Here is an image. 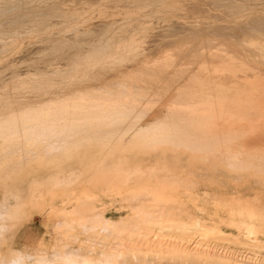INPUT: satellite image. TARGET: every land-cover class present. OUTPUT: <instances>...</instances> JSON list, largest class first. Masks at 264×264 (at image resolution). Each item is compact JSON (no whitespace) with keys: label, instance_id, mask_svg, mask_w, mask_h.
<instances>
[{"label":"bare ground","instance_id":"1","mask_svg":"<svg viewBox=\"0 0 264 264\" xmlns=\"http://www.w3.org/2000/svg\"><path fill=\"white\" fill-rule=\"evenodd\" d=\"M25 1H24V4H25ZM135 1L137 3V0H135ZM8 2L11 3V5H12L13 4L12 2H15V1L14 0H1L0 5L3 3H8ZM59 2H64V1H59ZM14 4H13V6H14ZM17 4H15V5H17ZM24 4L22 6H24ZM5 6H7V5H5ZM5 6H2L1 9ZM8 6H10V5H8ZM5 10L6 9H4V11ZM13 10H16V8ZM4 11L2 9V10H0V13L4 12ZM76 11L70 12V14H73V15L79 14V11H78V13ZM243 11H245V10H243ZM8 12H10V10ZM81 13H82V11H81ZM1 14H3V13H1ZM15 14H14L15 17H17V18L18 17L21 18L23 16L22 14H20V12H17ZM11 17H12V15H11ZM7 19H8V16H7ZM0 20H1V18H0ZM33 22H34V20H33ZM48 22H50V21H48ZM4 23H5V20H4L3 24ZM6 23H7V21H6ZM12 23H10V24H12ZM38 23H39V21H38ZM96 23H97V21H95V27L94 28H96V26L98 24V23L97 24ZM3 24H1L0 32H3V31L8 32L11 30V29L6 28L7 24L4 25L6 27H2ZM100 24H99V29H97L98 28V26H97L96 29L93 28V29L88 30V28H87V30H85V31L84 30L81 31L82 29L77 30L78 37H76V40L90 41V42L96 41V39L105 30L104 29L105 23L102 22ZM8 25H9V22H8ZM90 27L92 28V25ZM256 27L257 26H255V29L252 27L254 29V33L256 30L260 31L258 29L259 25H258V28H256ZM221 28H223V27H221ZM85 29H86V27H85ZM13 31H12V33L17 34L16 31H14V32ZM248 31H250V30H247V32ZM257 32L255 34L254 33L251 34V31H250V34L244 33L246 35L245 37L239 38L240 36L242 37V35H239L237 39H235V40L233 39L232 41L230 40L231 38L230 39L226 38L228 40V42L231 41L232 45L234 44L236 47V51H235V49H233V51L235 53L232 52L231 53L232 55L229 54L231 59L229 57H227L228 59L231 60V61L230 60L229 61L231 62V67H232L231 73L229 72L230 69L228 71L230 74H228L226 72L228 74L226 77L229 78L230 81L225 78L226 80H228V81H226L221 77V76L226 75V74L224 75L225 72L224 73L222 72V74H219V75H221L220 78L218 75L219 79L222 78V81L219 82L221 84H219L217 82V85H215V86H212L214 84H211V82H213V81H209V82L207 81V80H210L208 78L210 77V74L212 72L208 74V72L205 71V70H207V69H205V67H208L209 66L208 63H210V62L205 60L207 62L208 66H205L206 64L204 65L205 66L204 71L207 72L206 76L209 75V77L207 79L205 76L206 82H208L207 84H206L205 80L201 79V77H202V76H200L201 73L200 74L198 73V75L200 76L199 78L201 80H203L205 83H199V81H200L199 80L198 81L199 84H196V83L194 84L195 81L197 82L196 79H198V75H193L192 73H190L191 69H186L187 68L186 66L188 65V63L189 64H191V63L195 64L196 62H198V63L200 62L201 59L199 61H197V59L200 57L199 56L200 50H202L201 52H203L204 55L207 54L208 50L211 53V50L209 49L210 46L208 44V43H210V42H208V40H210V39L207 40L206 37L203 35L204 39H206V40H204V39L200 40L199 38L201 36L199 37L197 35L199 38H197L195 36L197 39L196 40L192 39V41H190L191 39L188 41H185L189 37H187V39L184 38L185 40H183L182 39L183 37H182V38H177L175 40H172L170 42H166L165 44H167V45H165L166 48H164V49H167V47H169L170 45H175V46L176 45H182V48L180 49L181 52L180 51L177 52L174 49L176 52L173 50L174 53H171V52H169V49H168L167 53H165V52L163 53V57H166V58L164 59V58L160 57L162 59H158V62H157V59L154 57L156 55L155 53L159 49L156 50V52L154 50L155 53L153 51L146 52L141 57H139L138 60H134L137 58L138 55L135 56L136 58H133V61H134L133 64H130L129 66L126 65L124 68H122L121 65H120L121 66L120 68L118 66H117V68L115 66L114 67L109 66L107 68L102 67L101 69L98 70V72L92 71V73H88V75H90V77L95 78L94 80H92L93 83L95 82L93 86H91L93 83L91 82L92 83L91 84L89 80H87L89 82L86 81L85 83H82L80 85H75V87H73V88L71 87V86H73V84H72L70 86V89L68 88L69 85L67 86L65 84L64 89H66L65 87H67L68 89H66V91L63 89V92H62L60 90L62 88L61 87L62 85L59 83V85H61V86H59V87H61V88H59L60 92L55 93L53 90H51L52 94L53 93H55V94L51 95V93H49L50 98H46L43 100H35L34 98H32V96L24 97L23 100H19L18 98H20V97H18V98L14 97L15 100L10 98L11 101H9V100L5 101L6 99L4 100L1 98L2 100H4V102L0 103V264H13V262H15V264H28L27 262L26 263L23 262L24 260L27 261V259H26L27 256H23L22 253L17 251L18 250L17 249V239H18L19 228L21 227L23 222H26L30 219L31 211L29 213V211H28L29 209L27 210L26 206H30L32 209L33 207L31 205H33V206L39 205L40 208H42V210H43L42 211L44 214L43 217L47 218V221L50 222L51 227H50V225H48V226L50 227L51 232H53V234H52L53 238H51V241H52L51 245H53L52 249H51V252L53 255L52 258L54 257V255L57 256L58 257L57 258L58 264H163L164 263L163 261L165 260V259H163L164 251L167 252L169 250V248H177L180 252H184V253H191L192 251H194L196 249L195 248L196 247V244H195L196 241L194 242L192 239H190V240H185V239L180 240L179 239L180 241H183V244H182V242L179 241L180 244H178L179 243L178 242V243L173 244L172 246L166 245V247H165L162 244V233L165 230H169L171 228V225H164L163 224L164 221H172L175 224L174 228L176 230H178L182 233H187L189 235H191V234L193 235V233L197 229H199L200 231L201 230H210V231L218 233L219 226H217V225L223 223L224 225L226 224L228 226H231V227H233L234 230H236L237 234L234 232V234H231L229 236V239L231 241L237 242V240L241 239L242 237H249L250 238V236L254 237L253 239L255 241L258 240L259 238H261L262 243H259V245L257 246L260 249L259 246L264 245V210L262 211L259 208L260 205H256V203H259V202H256L255 199H258V198L253 199L252 197H250V200L252 198L251 201L245 200L243 202L242 197H240V195L238 193V191L241 190V186H239V185L238 186L240 187V189L238 191H236L235 196H228L225 199L226 204L223 202L221 203L219 201L221 204H224V205L220 204L221 207L216 206V208L217 207L218 208L228 207L229 209L226 208V210L228 209L230 211L229 214H228V211H226L227 213H226L225 217L216 215V216H214V218L210 219L212 224L207 225V224L203 223L202 220L196 218V216H194V214H193L194 212L191 213V211H193V209L192 210L190 209L191 211L186 210V208L189 207V205H187L188 203H191L193 205H197V201L195 199H192V198L189 200H187L188 199L187 198L186 199L187 201H183L184 199L181 200L179 198L181 196L176 197L175 195H172V192L171 193L169 192L171 189L170 190L168 189L169 191L167 190L168 193L164 192L165 191L164 188H163L164 191L163 190L162 191H160V190L159 191H152L150 188H147V189L144 188L146 185L145 184V185H143V189L144 190L150 189L153 192V193L151 192L152 195L154 196L152 198L153 200H151V201L147 200L149 202V204L147 203L148 205H142L141 206L140 204H138V206L137 205L132 206L131 202L139 203V201H140V203L142 202L141 204H144V203L146 204V199H145V202L141 201L139 199H136L137 198V195H136V198L134 196L135 199L131 198L132 200H128L127 197H125L124 195L127 193H128V195H130L129 193H131V192L123 193V191H118V189H117V191H114L113 193L111 192L112 194H109L110 191L107 192L108 190H106L107 193L103 195V193L101 191H103L104 188H103V190L100 189V194H99V192H95L93 189L89 188L90 186H88V188L92 190V191H90L89 189L85 188L87 185L85 186L82 183V182L86 181L87 177H85V180H82V177H81L82 176L81 174H83L82 173L83 171H81V170H84L83 167L85 168V163L90 161L89 157L91 156V158L93 159V157H96V156L99 157L101 155V154L96 155V154H98V150L96 151L95 148L97 149L98 146L101 145L100 144L101 139L103 138L102 135L105 132L103 133V131H102L103 134H100L99 130H101L103 127H113V128L106 131V134L104 135V137H105L104 139H109V140L111 139L112 140L115 137L114 134H118L119 136L118 135L116 136L118 143L123 141L124 144L129 143V145H133L134 143L137 144L138 141H142V140H146L147 141V142L145 141L146 144L149 143L148 141L152 140V139L148 140V138H150V135H152V133L154 134L155 129L161 130L162 129L161 126H166L165 128H167V129L169 127H171V129H174V130L176 127L178 128L179 126L180 127L182 126L181 130L184 131V129H183L184 126H186V127L188 126V128H189L191 125H192L191 126L192 128H196V129H193V132H194V130H197V128H198V130L201 129V131H203V133L205 131L208 132V134H207L208 137H207V136H204L206 133H204V135H203V133L199 130L200 134L202 133L201 134L203 136L202 137L200 134H198L199 133L198 130H197V133H194V134L191 133V130H192L191 128L189 129L190 131L189 130L187 131L190 134H192V136L189 137L190 141L192 140V137L194 138L196 136V134H197L198 138H199V136H201L198 139V141H195L197 139L196 138L197 136L195 137L196 139L192 140V141L193 142H200L199 144L195 143V146H194L195 150L193 149L194 150L193 152H194V155L200 156V158L202 157L201 158L202 160L199 158L198 159L201 160L200 163H202L203 167H206L208 165L209 171L210 170L215 171L217 174H220V173H222L220 170H222V171H226V172L230 173V176H231V173H234V174L235 173L236 174L243 173L245 175H246V173L247 174L250 173L251 175H253V174L257 175L258 174V175L264 176V146H263L264 143H261V141L264 140V137H262L264 135H261V134L258 135L257 134L256 137L252 136V134H254V133L256 135V132H257L256 130L259 127L261 128L262 126H264V122H262V123L260 122V124L256 123L255 125L254 124L251 125L252 120L257 119L260 116L264 117V94L261 93V92H264V87H263L264 83L260 82L261 79H260V76H258V72H257L256 75L259 77V79H260L259 82L262 83L263 86H260L261 84L256 86L255 85L256 82L254 84V81L257 80V79H255L256 75H254V76L252 75V74H255L254 71L256 69V66L262 68L259 65L260 64L264 65V33H262V32L257 33ZM263 32H264V30H263ZM216 35H217V37H219V39L222 37V36L221 37L218 36V35H220L219 33ZM221 35H223V34H221ZM212 36H214V35H212ZM195 37H192V38H195ZM232 38H234V37H232ZM198 39H199V41H198ZM222 39H223V37H222ZM219 41L217 40L218 43H219ZM45 42H46L47 46H45V47L40 46V47H37L34 49H28V48L26 49L25 48V50H23V49L21 50V48H24V45L18 44L16 46V48H18V50L16 51V52H18V56L20 55L19 53L22 51V54L18 58L24 57L26 55L28 57L30 55V57H31L35 53L44 52V49L50 50L52 52V53L50 51L47 52L49 57L44 58L42 60V61H44V62H42L43 63L42 65L41 64H39V65L33 64V65H30V67L27 69L24 67L26 70H29L30 72L32 71L34 73H36V72L40 73L43 71L49 72L51 70L49 68L50 67L49 65L51 63H53L52 61H50L51 54H52L53 58L56 59L55 61L57 62L58 60L60 61L61 59L65 58L67 53H69L67 51V49H70V48L72 49L73 47L75 49V47H77V46H75V44L72 43L70 45L67 44V45H69V47H67V48H59V47H57L58 45L56 46L54 43L50 44L51 41L48 40V38L45 39ZM174 42H177V43H174ZM231 42H230V44H231ZM213 43H216V42H213ZM218 43H217V45H219L221 42L219 44ZM223 44H225V43H223ZM223 44H221V45H223ZM226 44L224 46H229ZM29 46L30 45H28V47ZM224 46L220 47L221 49L218 48L219 51H216V52H218V53H216L217 57H220L223 60H225V58L228 54V53L226 54L225 50L228 49L227 51L229 52V48L225 49ZM63 47H65V46H63ZM217 47H215V48L217 49ZM235 47L232 46L230 48H235ZM222 48H224L225 50L224 49L222 50ZM160 50L158 52H160ZM163 50L161 52H163ZM170 51H172V50H170ZM209 51H208V54H209L208 57H211V55H215V54L210 55ZM200 55H202V53ZM157 56H158V53H157ZM173 57H175V58H173ZM227 58H226V60H227ZM206 59H208V58H206ZM160 60H162V61H160ZM245 60L253 61V62L259 64V65H257V64L255 65L252 62L254 65L253 66L252 63L250 65V62H249V65H250L249 67H251V66L255 67V69L253 71L251 69H249L253 73L249 72L248 69H245L247 67V63H248V61H247L246 67H245V64H244ZM205 61H203V62L206 63ZM229 61H228V63H229ZM162 62H163V64H162ZM220 62H222V61H220ZM212 63H213V61H212ZM218 63L219 62L215 63V65ZM184 64H186V66H185L186 68L184 67L185 69L183 67H181ZM137 65H138V68H140V69H138V71H135V69H134V71L130 70V67H134V66L137 67ZM159 65H160V67H159ZM202 65L203 64H201L200 66H202ZM211 65L212 64H210V66ZM226 65H224L223 68H226L228 66V65L227 66ZM194 66L196 67V65H194ZM198 66L199 65H197V67ZM214 67H216V69ZM258 67H257V69H258ZM4 68H6V66H4V65L0 66L1 71H4L5 70ZM103 68H106V69H103ZM219 68H217V65L212 67V69L214 71H216L217 69L220 70V71H218L220 73L221 70L223 71V68H222V66L220 69ZM2 69H4V70H2ZM84 69L85 68H83L82 70H84ZM197 69H198L197 71L201 70L200 68H197ZM227 69L226 70L224 69V71H227ZM79 70H81V68ZM202 70H201V72H202ZM259 70H261V69H259ZM262 70L263 71H260V72H264V68ZM131 71H133V72H131ZM8 72L9 73L19 72V69L15 68V69H12ZM194 72H196V70L193 71V73ZM247 72L251 73V75L253 76L252 77V76L248 75L249 78L252 77L251 80L253 78L255 79V80H252L253 83L251 80H250V82H246V81H243L246 79H243V78H242L243 80L241 79L242 76H244V78H247V76L245 77V75L248 74ZM2 74L3 73L0 72V76H3ZM133 74H135V77ZM242 74H245V75H242ZM4 75H5V73H4ZM196 76H197V78L194 79V77H196ZM236 77H238V79H236ZM158 78H160L161 80L163 79L164 84L167 85V87H163L165 89V91L163 93H160V94H157V92H158L157 90H159L158 88H159V86H161V83H160L161 81ZM213 78H215V77L213 76L212 79ZM261 78L264 79V76ZM216 79H217V77H216ZM218 80H216V81H218ZM216 81L214 80V82H216ZM259 82H258V84H259ZM56 88L57 87H55V89ZM84 89H90L91 91L90 92L86 91L85 93H82L81 90L85 91ZM75 91H79L82 94L81 93L76 94V93H74ZM155 91H157V92L155 93ZM5 92H6V90H4L3 92L0 91V94H3ZM226 93L228 94L229 100H227L228 98L226 99V97H227V96H225V95H227ZM223 96H225V100H223ZM226 113H228V119L230 118V122H231L230 132L231 133H230V137L226 136V134H225L224 136L228 137V139L224 140L226 138H223L224 136L221 135L220 133L225 132V127L227 125L226 121H228V119L226 117ZM243 118L248 119V121L246 120V122L249 123L248 124L249 128L247 127V131L246 130L244 131V127H238L240 125L235 124L236 122L243 121L244 120ZM262 120H264V119H262ZM259 121H260V119H259ZM244 122H245V120H244ZM244 122H242V123H244ZM188 128H185V130ZM163 130H165L164 127L162 129V132L159 131V133H163ZM248 130H250V131H248ZM165 131H164V133H165ZM170 131H172V130H170ZM170 131H168V132H170ZM156 132L158 133V131H156ZM181 132L178 134L179 135L178 138L181 137V135H180ZM213 132L214 133L218 132V134H217L218 136L216 137V135H214ZM77 133H78V135H77ZM175 133H177V132H175ZM185 133L186 132H184L183 134H185ZM259 133H261V132H259ZM170 134L172 135L173 133H170ZM170 134H167V135L169 136ZM74 135H77V136L80 135L79 141L82 142L81 145L83 144L85 148L83 146L82 147L86 150V152H88L90 154V156H87L88 154L87 153L85 154V152L84 153L78 152V150H79L78 147H76L78 149L75 150L76 152H78V154H76L75 151H73L72 147H74V145L69 141V139H71V137H73ZM164 135L166 138H161L162 142L164 139L165 140L167 139L166 140L167 142L169 140L172 141L171 140L172 138H170V139L167 138L168 136H166V133ZM171 135H170V137L174 136V135L173 136H171ZM178 135L174 136V138H176V140L178 139L176 137ZM188 135L186 134V136H188ZM152 136H151V138H153ZM154 136H156V135L154 134ZM159 136H160V134H159ZM160 137H162V135ZM160 137H156V138H154V140L158 141L156 139H159ZM244 137H246V138H244ZM189 138H188V142H189ZM66 139H68V141L70 142L69 143L67 141L68 144H72L71 145L72 147H70V149L69 148L67 149V147H66L67 150H64V152H63L64 147L62 145L64 143H67V142H62L60 140L64 141ZM77 139H78V137H77ZM185 139L187 142V138H185ZM216 139H218V141ZM72 140L75 141V138L74 139L72 138ZM154 140H152V141H154ZM179 140H181V139H179ZM166 141H165V143H166ZM182 141L183 140H181V142ZM60 142H62V143H60ZM158 142H155V143L158 144ZM162 142L160 140L159 144L160 143L165 144L164 142L163 143ZM186 142H184V143H186ZM114 143H116V139H115ZM155 143H153V144H155ZM172 143L174 144L175 141ZM68 144H66V146ZM74 144H76V142ZM77 144H79V143H77ZM112 144H110V147ZM124 144L122 146H124ZM136 144H134V145H136ZM143 144H144V142H143ZM143 144H141V146ZM169 144H170V142H169ZM190 144H192V146H193L194 143L190 142L186 146L189 148ZM196 144H197V146H196ZM60 145L62 147L61 151L59 148L56 149L57 147H60ZM81 145H79V146H81ZM138 145H140V144L138 143ZM148 145L152 146V142H151V144H148ZM148 145H145V146L148 147ZM166 145H167V143H166ZM176 145L178 146V144H176ZM184 145H182V146H184ZM236 145L238 146V149H239V150L237 149L238 151H236V148H234ZM259 145H260V147H259ZM64 146H65V144H64ZM104 146L108 147V145H104ZM104 146H101V148H103ZM116 147H120V146H116ZM138 147H140V146H138ZM146 147H144V149ZM190 148L192 149V147H190ZM84 149H83V151H85ZM111 149H112V147H111ZM114 149H117V148H115V146H114ZM121 149H125V147H123ZM140 149H141V147H140ZM182 149H184V148L182 147ZM191 149H188V150H191ZM233 149H235L236 152ZM57 150H59L58 152H63V153H58V152H56ZM184 150H186V148ZM91 151L92 152L96 151V153L93 152L96 156H92ZM125 151H126V149H125ZM125 151H124V153H125V156L127 157L128 153H127V151L126 152ZM132 151H130V152H132ZM103 152L105 153L106 151L103 150ZM112 152L110 151L109 153H112ZM114 152H117V151H114ZM122 152H121V154H122ZM99 153H101V151ZM132 153H130L128 157H131ZM139 153H137V154L133 153V155L136 156ZM162 153L163 152H161V154ZM112 154H114V153H112ZM156 154H158V152ZM169 154L170 153H167L166 157H168ZM177 154H180V153L177 152ZM189 154H191V153H189ZM102 155H103V153H102ZM116 155L117 154H115V156ZM173 155L175 156L176 154H174V152H173ZM194 155L192 158L196 157ZM115 156L113 155V157H115ZM151 156H150V158H151ZM174 156H173V159H174ZM113 157H112V159H113ZM116 157H118V156H116ZM86 158L88 160H86ZM107 158H108L107 164H110V161H113L112 159L109 161L110 154H109V156H107ZM185 158L187 159V157H185ZM185 158L184 159L181 158V159L184 161ZM103 159L104 158H102V160ZM153 159L154 158H152L149 161L152 162ZM171 159H172V155H171ZM171 159H169V160H171ZM195 159L196 158H194V160ZM123 160H126V158L125 159L123 158ZM145 160L146 159H144V161H142V162H145ZM160 160H162V158ZM165 160H166V158H165ZM169 160H167V161H169ZM199 160L198 161L195 160L196 162H194L192 160L190 162L197 163V162H199ZM92 161L94 162L93 165L96 164L94 159L91 160V162ZM99 161H100V159H99ZM116 161L114 160L113 163L112 162L111 163L112 164H114V162L117 163ZM187 161L189 162L188 159H187ZM101 162H102V164H104L103 161H101ZM104 162H106V161H104ZM120 162H121V160L118 163H120ZM128 162H132L131 159H130V161L128 160ZM203 162L205 163V166H204ZM102 164L99 163V165H96V166H100ZM107 164L102 165L105 167L104 170L107 169V167H108ZM120 164H122V163H120ZM164 164H162V165H164ZM177 164L180 165V163H178V162H177ZM87 165H90V164L87 163ZM87 165L85 168L86 172H88V170H92L95 172L100 171L97 169V167H95L96 170H93L95 168L93 166H91L92 164L90 166H87ZM110 165H109V167H111ZM117 165H118L117 168L121 167L119 164H117ZM133 165H132V167H133ZM147 166H148V164H147ZM155 166H156V164H155ZM172 166H174V164L171 165V167ZM187 166H190V165H187ZM196 166L197 165H195V167H192V168H196ZM125 167L126 166H123L124 169H126ZM128 167H131V164ZM181 167H183V166H181ZM113 168H115V167H113ZM101 169L103 170V167ZM153 169H155V168H153ZM204 169L205 168H203L202 170H204ZM206 169H207V167H206ZM217 169H220L219 170L220 173H218ZM112 170L110 169V171H112ZM155 170H154V173H156ZM186 170H187V167H186ZM202 170H199V173ZM79 171H81V174H80L81 182H79V184L76 182L79 185V186L78 185H76V186H78L79 188H76L74 186L73 189L69 188L68 190L64 189L62 191H57L58 187H60L59 189H61V187L64 188L63 184L62 185H60V184L63 183L62 181H64V179H67L65 177H68V176L73 177L76 174H79ZM110 171L108 170V173ZM121 171H125V170H121ZM130 171H129V173H130ZM144 171H147V169ZM160 171L162 172V169ZM191 171L188 170V172H191ZM89 172L86 175H88ZM95 172L93 174H95ZM105 172L106 171H104V174H105ZM163 172H165L164 169H163ZM98 173L99 172H97V174ZM158 173H159V171H158ZM186 173H187V171H186ZM206 173L210 174L207 171H206ZM206 173L204 172V177H205ZM140 174H141V172H140ZM191 174H193V173H190V177L193 176V175L191 176ZM197 174L198 173H196V177H197ZM200 174H202V172ZM217 174H216V176H217ZM224 174H225V172H224ZM86 175L84 174L83 177ZM101 175H99V176H101ZM109 175H112V179H115L114 175L111 174V172ZM182 175H184V174H182ZM225 175H224V177H225ZM240 175H242V174H240ZM256 175H254V176H256ZM92 176H93V178H95L96 176H97V178L99 177L98 175H95V177H94V175H92ZM92 176L89 175L87 180L89 179V177H90V179H93V178H91ZM106 176L107 175H105V177ZM121 176H123V175L121 174ZM143 176L144 175H142L140 177L143 178ZM151 176H152V174H151ZM158 176H156V177H158ZM212 176L213 175H210V179ZM233 176H234V179H236L235 175H233ZM50 177H52V178H50ZM70 177H68V178H70ZM72 177L69 180H71V179L79 180V178H80L78 175H77L78 178L76 176H75V178H72ZM130 177L128 179L133 178V177L132 178H130ZM193 177L195 178V176H193ZM201 177L202 178H200V179H203V176H201ZM48 178H50V180H49L50 182H46V179L48 181ZM99 178L100 179L101 178L106 179L105 181H108L111 178V176L109 179H108V177H106V178L99 177ZM118 178H119V176H118ZM187 178H189V177L187 176ZM44 179H45V182H43ZM143 179H145V178H143ZM169 179L171 180V178H169ZM234 179H232V180L234 181ZM244 179H245V176H244ZM258 179H260V178H257V180ZM94 180H96V179H94ZM116 180H117V178H116ZM227 180H228V178H227ZM252 180H253V182H256V181H254L255 179L252 178ZM252 180H250V181H252ZM105 181L102 180V183L105 184L106 183ZM113 181H115V180H113ZM142 181L144 182V180H142ZM175 181H177V179L174 180V182ZM225 181H226V179H225ZM259 181H258V183H260ZM96 182H97V180L95 181V183ZM189 182H191V180ZM223 182H224V180H223ZM227 182H229V181H227ZM247 182L250 185V182L249 181H247ZM263 182H264V180H263ZM65 183L66 182H64V184ZM69 183H71V182H69ZM135 183H137V182H135ZM240 183H238V184H240ZM86 184H87V182H86ZM92 184H93V182H92ZM106 184H108V183H106ZM178 184H180V182L179 183L177 182V185ZM210 184H211V181H210ZM228 184H226V185H228ZM141 185H140V187L137 188L138 192L135 191L136 193H139L138 189L141 188ZM148 185H150V184H148ZM166 185H168V184H166ZM177 185H175V186L177 187ZM202 185H204V184H202ZM202 185H201V187H202ZM256 185H254V186H256ZM133 186L135 187V185H133ZM187 186L188 185H186V187ZM244 186H246V185H244ZM261 186H263V185H261ZM69 187H70V185H69ZM178 187H180V186H178ZM209 187L214 188L215 186L213 185V186H209ZM209 187H208V189H209ZM220 187H218V188H220ZM231 187H232V185H231ZM235 187H234V191L236 190ZM250 187L252 188V186H250ZM92 188H94V187H92ZM224 188H227V187L225 186ZM243 188H245V187H243ZM197 189H199L198 186H197ZM205 189H207V188H205ZM220 189H222V188H220ZM248 189H249V186H248ZM248 189H245V190H248ZM255 189L256 188H254V191H255ZM150 190H148V191H150ZM190 190H192V189L190 188ZM228 190H229V188H228ZM96 191H97V188H96ZM129 191H131V190L129 189ZM218 191H219V189H218ZM218 191L216 192V194H218ZM263 191H264V188H263ZM190 192H192V191H190ZM194 192H195V190H194ZM101 193H102V196H101ZM227 193H229V192H227ZM259 193H261V192H259ZM139 194H141V193H139ZM139 194H138V197H140ZM145 194H148V192ZM145 194L143 193L141 195H145ZM204 194H205V192H204ZM249 194H251V192ZM132 195H133V193H132ZM189 195H190V193H189ZM189 195H188V197H189ZM252 195H253V193H252ZM103 196L108 197L107 200ZM220 196H221V194H220ZM129 197H133V196H129ZM190 197H192V196H190ZM205 198H206V196H205ZM208 198L209 197H207V199ZM217 198H219V197H217ZM208 200H211V197ZM213 201H214V199H213ZM259 201H261V200H259ZM115 203H117V204L119 203V205H117ZM124 203H126L125 206L122 205ZM113 204L117 205V207L116 206L114 207ZM112 205H113L112 208H114V211L119 212V213L123 211V214L117 220L113 219L111 216H108V214L113 213V212H111V209H112L111 206ZM193 208H195V207L193 206ZM33 209H32V211H33ZM37 210H39V209H37ZM39 211L41 212V210H39ZM42 212H41V214H42ZM219 214H220V212H219ZM227 214H228V216H227ZM182 217H184V218L186 217V219L188 221L186 223H183L182 221H185V220H182ZM199 230H197V231L199 232ZM49 231H47V234L49 233ZM253 239H251V240H253ZM244 243H245V241H244ZM248 243H249V241H248ZM38 248H39V250H38L39 254L37 256V259L35 258L37 261L38 260L40 261L42 259L45 261L46 260L45 258H47V257L51 258V254H50L51 252L49 251L50 253H48V251L46 250L47 247H45V240L44 239L41 240ZM190 258H192V256ZM213 258H214V256H213ZM162 259H163V261H162L163 263L161 262ZM246 259H247V257H246ZM28 260H30V258ZM43 260L41 262H43ZM189 260H191L190 264H196V263L198 264V262H196V261L193 262L194 259H189ZM230 260L222 259L219 261H220V264H242V262L239 263V262L235 261V258H234V261H233V259H232V261H230ZM185 261H184V263H185ZM212 262H213V260H212ZM186 263L189 264V262H186ZM30 264H31V262H30ZM164 264H166V263H164ZM175 264H177V263H175ZM212 264H214V263H212Z\"/></svg>","mask_w":264,"mask_h":264},{"label":"rangeland","instance_id":"2","mask_svg":"<svg viewBox=\"0 0 264 264\" xmlns=\"http://www.w3.org/2000/svg\"><path fill=\"white\" fill-rule=\"evenodd\" d=\"M14 1L15 2H12L13 4L14 3L15 4L18 3L19 5L18 4L17 5L14 4V6H15L14 7L13 4L11 5V3H9V2H8L9 4L8 3L1 4L2 6H5V5H7V6H5V7L2 8L3 11H4V9H6L4 12H1L3 14L0 13V18L2 20V21L0 20V27H1V24H3V22L5 20V23L3 24L2 27H6L7 26L6 28L11 29L10 30L11 32L10 31H8V32L7 31L0 32V44H1L0 45V66H3V65L6 66V68H4L5 70L2 69L4 71H1L0 70V72L3 73L2 74L3 76H0V88L2 89V90L0 89V91L3 92L4 90H6L5 93L0 94V103L4 102L5 99H6L5 101H8V100L11 101L10 98L13 99V100H15V98L20 97L18 99L19 100H23V98L24 97H27V96H32V98H34L35 100H43V99H46V98H50L49 93H51V95H53L55 93H59L60 90L63 92V89H64L65 84L67 86L69 85L68 88L70 89V86L72 84H73V86H71V87L73 88V87H75V85H80L82 83H85L87 80H89L90 83H91L92 80H94L95 78L90 77V75H88V73H92V71L98 72V70L101 69L102 67H106L107 68L109 66L110 67H114L115 66L116 68H117V66L119 68L122 66V68H124L126 65L129 66L130 64H133V62H134L133 61V58H136L135 56L138 55L137 58L134 59V60H138L139 57H141L146 52H150V51H153L154 52V50L156 52V50H158V49L160 50L161 49L160 52H158L159 50L156 53L154 52L156 54L154 58H156L157 59V62H158V59H162V58L165 59L166 58V57H163V53L164 52L167 53L168 52L167 51L168 49H169V52H171V53H174L173 52L174 49L177 52L180 51V49L182 48V45H176V46L175 45H170L171 47L169 46V47H167V49H164V48H166L165 47V45H167V44H165L166 42H170L172 40H175L177 38H182V37H183L182 38L183 40H185V39H187V37H189L185 41H188L190 39H191L190 41H192V39L193 40H196L200 36H201L199 38L200 40H203L204 39V36L206 37L207 40L210 39V40H208V42H210V43H208V42L207 43L210 46L209 49L211 50V53H210L209 50L208 51H209L210 55L211 54H215V55H211V57H208L209 56L208 51H207V54L208 55L205 54L206 55L205 56L203 54V52H201L202 50H200V53H199V56L200 57L197 59V61H199L201 59L199 63L198 62H196L195 64L194 63H191L192 65L188 63L187 66H186V64H184L181 67L184 68L186 66L187 67V68L185 67L186 69H191V71L190 70L189 71L193 75H198V73L199 74L201 73V75H200V76H202L201 79L205 80V82H206V79L209 77V75L206 76L207 72H208V74L212 72L210 74V77L208 78L210 80H207V81L208 82L209 81H213V82H211V84H214L212 86H215V85H217V82L219 83L220 81H222V78L224 80H226V79L229 80V78L226 77L228 74L231 73V68H232L231 67V62H230L231 61L230 60L231 58H230V55L229 54H231L232 52H234L233 49H235V51H236V47H235L234 44L232 45V42L231 41L233 39L234 40L237 39L239 35H242V37L240 36L239 38L245 37L246 35L244 33H246L247 30H250L251 31V34H253L254 33L255 26H257L256 28H258V25H259V28L258 29L260 31L256 30L255 33L257 31H258L257 33H259V32L264 33L263 32V30H264V0H159V1L158 0H151V1L150 0H137V3H136L135 0H58V1L57 0L56 1L55 0H48V1L47 0H43V1L42 0H40V1L39 0H31V1L30 0H26V1L24 0L25 1V4H24V1L23 0H14ZM59 1H64V2H59ZM0 2H1V0H0ZM23 4H24V6H22ZM1 5H0V10H2L1 9V7H2ZM8 5H10V6H8ZM7 8L10 10V12H8L9 10ZM15 8H16V10L17 9L18 10L17 11L16 10H13ZM243 10H245V11H243ZM73 11H76L77 13L79 11V14H77L78 16L77 15L70 14V12H73ZM81 11H82L83 14L81 13ZM17 12H20V14H22L23 16L21 18L20 17H18V18L15 17V15H16L15 13H17ZM11 15H12V17H11ZM7 16H8V19H7ZM33 20H34V22H33ZM47 20L50 21V22H48ZM6 21H7V23H6ZM38 21H39V23H38ZM95 21H97V23H98V24L96 23L97 26H98V28L96 26L97 29H99V24L100 23H102V22L105 23V28H104L105 30L96 39V41L90 42V41L76 40V37H78L77 30L82 29L81 31H83V30L85 31V30H87V28H88V30L89 29H93L95 27ZM8 22H9V25L10 26L8 25ZM10 23H12V24H10ZM4 25H6V26H4ZM91 25H92V28L90 27ZM85 27H86V29H85ZM221 27H223V28H221ZM96 28H94V29H96ZM13 30L16 31L17 34L12 33ZM250 31H248L247 33L250 34ZM214 32L215 33L217 32L216 34L219 33L220 35H218V36H220V37L222 36L223 39L221 37L220 38L221 40H220L219 37H217V35ZM211 34L214 35V36L216 35V36L214 37ZM221 34H223V35H221ZM192 37H195V38H192ZM232 37H234V38H232ZM47 38H48V40L51 41L50 44H53L54 43L56 46L58 45L57 47H59V48H67L72 43L75 44V46H77V47H75V49H74V47L72 49L71 48L70 49H67V51L69 53H67V55L65 56V58L61 59L60 61L58 60L57 62L55 61L56 59H54L53 56H52V54H51L50 61H52L54 64L51 63L49 65L50 66L49 68L51 69L49 72H44L43 71V72H40V73L39 72L34 73L32 71L30 72L29 70H26L27 68L30 67V65H33V64L34 65H39V64L42 65L43 64L42 62H44L42 60L44 58L49 57L48 54H47V52L50 51V50L44 49V52L45 53L44 52H39V53L33 54V56H31V57H30V55H29V57L26 55L24 57L18 58L22 54V51L19 53L20 55L18 56V52H16L18 50V48H16V46L18 44L19 45H24V48H21V50L22 49L25 50V48L26 49L27 48L28 49H34V48H37V47H40V46H44L45 47V46H47V44L45 42V39H47ZM226 38H228V39L231 38L230 39L231 41L228 42V40ZM199 39H198V41H199ZM206 39H204V40H206ZM217 40L218 41L220 40L219 43L220 42L221 43L219 44L217 42ZM222 40L223 41L225 40V41L223 42ZM213 42H216V43H213ZM230 42H231V44H230ZM174 43H177V42H174ZM217 43L219 45H217ZM223 43H225V44L227 43L226 45H229L230 47L233 46L235 48H230L229 46H224L225 44H223ZM67 44H69V45H67ZM221 44H223V45H221ZM28 45H30V46L28 47ZM63 46H65V47H63ZM223 46H224L225 49L226 48H229V52L230 53L227 51L228 49L225 50L224 48H222V50L223 49L225 50L226 54L228 53L227 56H226V58L227 57L230 58V59L227 58L228 61L230 60L229 63L226 60V58H225V60H223L222 58L217 57V54L216 53H218V52H216V51H219V49H221L220 47H223ZM215 47H217V49ZM162 50H163V52H161ZM170 50H172V51H170ZM157 53H158V56H157ZM201 53H202V55H200ZM160 57H162V58H160ZM173 58H175V57H173ZM206 58H208V59H206ZM205 60L208 61V62H210V63H208L209 66L207 65V62ZM219 60L222 61V62H220ZM160 61H162V60H160ZM203 61H205L206 63H204ZM212 61H213V63H212ZM247 61L248 60H245L244 61L245 62L244 63L245 64V67H246ZM217 62H219L218 64H216L217 65V68H219V67L221 68V66L223 68L224 65H226V64L228 66L226 65L227 67L225 66L226 68H223V71L221 70V72L219 73L218 71H220V70L217 69L216 71H214L212 69L213 66H216L215 63H217ZM249 62H250V65H251V63L253 61H248L247 67L245 69H248L249 72L253 73L252 71L255 69V67H253L254 66L253 63L255 65L256 64L259 65V64L253 62L252 63L253 66L249 67L250 66L249 65ZM200 63L203 64L202 65L203 67L200 66L201 65ZM162 64H163V62H162ZM193 64L196 65V67ZM210 64H212V65L210 66ZM197 65H199L200 67L199 66L197 67ZM204 65L205 66H208V67H205ZM259 66H261L262 68L256 66V69L254 71L255 74H252V75L254 76L258 72V76H260L261 81H260L259 77L256 75L257 77L255 76V79H257V80L254 81V84L256 82V84H255L256 86L257 85H260V84H261L260 86H263L262 83H260V82H263L264 83V79L261 78V77L264 76L263 75L264 72H260V71H263L262 69L264 68L263 67L264 65L263 64H260ZM135 67L136 66L130 67V70H133L134 71V69H135V71H138V69H140V68H138V65H137L136 68ZM159 67H160V65H159ZM204 67L207 70H205ZM257 67H258V69H257ZM15 68L19 69V72H12V73H9L8 72V71H10L12 69H15ZM80 68H81V70H79ZM83 68H85V69L82 70ZM106 68H103V69H106ZM197 68H200L201 70L203 69L202 72H201V70L197 71L198 70ZM214 68L216 69V67H214ZM224 69L225 70L227 69V71H224ZM229 69H230V71H229ZM249 69H251L252 71L249 70ZM259 69H261V70H259ZM195 70H196V72H194L195 73L194 74L193 71H195ZM204 70L207 71V72H205ZM133 71H131V72H133ZM222 72L223 73L225 72L224 75L225 74L226 75L225 76L219 75V74H222ZM249 72H247L248 73L247 75L242 74V75H245V77L247 76V78H248L247 79V78H244V76H242L241 79L242 78L243 79H246V80H243L242 79L243 81L250 82V80H251V78L253 76ZM4 73H5V75H4ZM133 75L135 77V74H133ZM212 75L215 78L212 79V77H213ZM218 75H219V78H220V76L222 78L219 79L218 78ZM248 75L249 76H252V77L249 78ZM200 76L198 75V79H196L197 82L195 81L194 84L195 83L196 84L205 83L203 80H201L199 78ZM205 76H206V79H205ZM216 77H217V79H216ZM195 78H197V76L194 77V79ZM158 79L161 81L160 82L161 83V86H159V88H158L159 90H157L158 92L155 91V93L157 92V94H160V93H163L165 91V89L163 87H167V85L164 84L163 79L162 80L160 78H158ZM236 79H238V77H236ZM255 79L253 78L252 80H255ZM214 80L215 81L218 80V81L214 82ZM228 80H226V81H228ZM89 81H87V82H89ZM198 81H199V83H198ZM208 82H206V84ZM258 82H259V84H258ZM59 83L62 86L59 85ZM94 83L92 85L91 84L90 85L93 86ZM252 83H253V81H252ZM219 84H221V83H219ZM59 86H61L62 88L59 87ZM55 87H57V88L55 89ZM59 88H61V89L59 90ZM65 88L68 89L67 87H65ZM66 89H64V90L66 91ZM51 90H53L55 93L52 94ZM84 90L85 91L81 90V92L82 93H85L86 91H89V92L91 91L90 89H84ZM79 91H75L74 93L80 94L81 92H79ZM261 93L264 94V92H261ZM225 96H227L226 97V99H227L228 98V94L225 95ZM225 96H223V100H225ZM1 98L4 99V100H2ZM227 100H229V98ZM226 117L228 119V113H226ZM243 119L245 120V122L243 120V121L236 122L235 124L240 125L238 127H244V131L245 130L247 131V127L249 128V125H248L249 123H247L246 120L248 121V119H246V118H243ZM259 119H260V121H259ZM262 119H264V117L263 116H260L259 118L255 119V120H252L251 121V125H253V124L255 125L256 123H259L260 124V122L261 123L264 122V120H262ZM242 122H244V123H242ZM226 123H227V125L225 127V132L220 133V134L223 135V136L226 134V136L230 137V133H231L230 132V125H231L230 118L228 119V121H226ZM191 126L189 128H188V126L187 127L184 126L183 127L184 131L181 130L182 129L181 128L182 126L181 127L179 126L178 128L176 127L177 129L175 128V130L174 129H171V127H169L167 129V128H165L166 126H161L162 129L164 127V129L166 130V131L163 130V133L165 131L166 136H168L167 134H170V133H173L172 135L170 134L171 136H173V135L175 136V135H178L182 131L181 134H180L181 135L180 138H178L179 135L176 136L178 138L177 140H176V138H174V136L173 137H170V135L167 138H169V139L172 138L171 139L172 141H170L168 139L169 141L167 142L166 141L167 139L166 140L164 139L166 141L167 145H166V143H165L164 140H163V142L165 144H161V143L159 144L160 140L162 142V139L161 138H166L165 135H164L165 133L164 134L163 133H159V131L162 132V129L161 130L160 129H158V130L155 129L156 131H158V133L153 129L154 130V134L156 136H154L153 133H152L153 136L149 134L150 135V138H148V140H150V139L154 140V138L160 137L162 135V137H160L159 139H156L159 142L158 141H155V140L154 141L150 140V141H148L149 143L146 144L147 141L146 140H142L145 145L151 144V142H152V146L153 147L151 145H148V147H146L143 144L142 141H138L137 144L134 143L136 145H134V144L133 145H129V143H127V144L125 143L124 144L123 141L118 143L117 138H116V136L118 134H114L115 137H114V139H112L113 141L111 139L110 140L109 139H104L105 138L104 135L106 134V131L109 130V129H111V128H113V127H103L101 130H99L100 131V134H103L105 132L102 135L103 138L101 139V143H100L101 145L98 146L97 149L95 148L96 151L98 150V154H96V155L101 154L100 155L101 157L100 156L98 157V156H96L94 154V153H96V151L95 152L93 151L94 153L91 151L92 152L91 155L92 156H96V157H93V159H94V161L96 163L94 165H93L94 162L93 161L91 162V160H93V159L91 158L90 154L88 152H86V150L84 149L85 148L84 145L83 144L81 145L82 142L79 141L80 140V138H79L80 135L77 136L78 133H77V135H74L75 137L73 136V137H71V139L68 138L69 141L74 145V147L71 146L72 144H68V142H69L68 139H66L64 141L63 140H60V141H62V142H67L68 141L67 143H64L65 146H64V144L62 145L65 148V149L63 148V152H64V150H67L68 148L70 149V147L73 148V151H75V150H77L79 148L80 151L78 150V152H80V153L81 152H83V153L85 152V154L86 153L88 154L87 156H90L89 157L90 158V161H88V162L85 161L86 162L85 163V168H86L87 163H89L90 165L92 164L91 166H93L94 168L97 167V169L100 170V171H96V172L95 171H92V170H88V172L89 171L90 172L92 171L91 172L92 174L89 172V174L86 175L88 172H86L85 171V168L83 167L84 170H81V171H83L82 172L83 174H81V171H79V174H76L75 175L76 177H77V175L80 177V174H81L82 175L81 176L82 177V180H85V177L88 178L89 175H91V176L94 175V177H95V175H98L99 176V175L102 174L99 177H104V178L108 177V179L111 176V178L108 181H105L106 179H102V178L100 179L99 177H98L99 178L98 179L97 176L95 178H93V176H92L91 178H93V179H90V177H89L90 180L89 179L87 180V178H86V181H84L85 183L82 182L83 185H85V186L87 185L85 187L86 189L91 188L95 192H99V194H100V189L103 190V188H104L103 191L105 193L103 191H101L103 193V195L106 194L109 191H110L109 194H112L114 191H117V189H118V191H123V193L131 192V193H129L130 195H128V193L124 195L125 197H127L128 200H132L131 198L135 199L136 198V195H137V198L136 199H139V200L144 201V202H145V199H146V204L145 203L144 204H141L142 202L140 203V201H139V203H137V202H135V203L134 202H131V205L132 206H135V205L138 206V204H140L141 206L142 205H148L149 204L148 201L153 200L152 198L154 197L152 195V193H153L152 191H159V190L162 191L163 188H164L165 191L164 190L163 191L168 193V191L171 189L169 192L170 193L172 192V195H175L176 197L181 196L179 198L181 200L184 199L183 201H187V200H189L191 198L192 199H195L197 201V205L198 206L197 205H193L191 203H188L187 205H189V207H187L186 210L191 211L193 209V211H191V213L194 212L193 214H194V216H196V218L202 220L203 223H205L207 225H210V224H212V222H211L210 219L214 218V216L217 215V216L225 217L226 216V213H227L226 211H228V214H229L230 211L228 210L229 209L228 207H223L222 206L223 208H218V207L216 208V206L221 207V205H224V204H221L222 202L226 204V200L225 199L228 196H235L236 195L235 194L236 191H238L240 189L239 186H241V190H240L241 192L238 191V193H239L240 197H242V201L243 202L245 200L251 201L252 198L253 199L258 198V199H255V201L256 202H259V203H256V202L255 203H256V205H260L259 208L263 211L264 210V206H263L264 205V201H263L264 200V191H263V188H264V182H263L264 178L263 177L264 176L258 175V174L257 175L256 174L251 175L250 173H248V174L246 173V175L243 174V173H239V174L231 173V176H230V173H228L226 171H222L220 169H217L218 170V173H220V171L222 172L220 174H217L215 171H211V170L209 171L208 170V168H209L208 165L206 166L207 169H206V167H203L202 166V163H200L201 160H202L201 159L202 157L200 158V156L194 155V152H193L195 150V148H194L195 143L199 144L200 142H193L192 141V140H195L196 138L197 139L195 141H198V139L202 136L201 134L203 133V131H201V129H199L202 132L200 134V132H199V130L197 128V130L199 132L198 134H200L201 136H199V138H198V136L196 134L197 137L196 136H195L196 138L195 137L194 138L192 137V140L190 141V138L189 137H191L192 134L197 133V130H194V132H193V129H196V128H192ZM185 128H188V129L185 130ZM190 128L192 129L191 130V133L192 134H190L189 132H187ZM261 128L259 127L256 130L257 131L256 132V135L254 133V134H252V136H255L256 137L257 134L258 135L259 134L264 135V126H262ZM167 130L168 131L172 130V131L168 132ZM102 131H103V133H102ZM248 131H250V130H248ZM175 132H177V133H175ZM184 132H186V133L183 134ZM259 132H261V133H259ZM204 133H206V134L204 135ZM204 133H203V135L208 137V135H207L208 132L205 131ZM159 134H160V136H159ZM186 134L187 135L189 134V135L186 136ZM217 134H218V132L214 133V135H216V137L218 136ZM76 136L78 137V139H77ZM151 136L153 138H151ZM228 137H225L224 136L223 138H226L224 140H227ZM262 137H264V136H262ZM72 138L73 139L75 138V141L72 140ZM185 138H187V142H186V139ZM188 138H189V142H188ZM244 138H246V137H244ZM115 139H116V143L117 144L114 143ZM179 139H181L183 141L181 142V140H179ZM216 140L218 141V139H216ZM174 141H175V143L173 144L172 142H174ZM62 142H60V143H62ZM75 142H76V144H74ZM108 142L110 144L113 143L111 145L112 149H111L110 144ZM155 142H158L159 145L156 144ZM169 142H170V144H169ZM184 142H186L187 144L190 143V142L191 143H194V144H193V146H192V144H190L189 145V148H188L186 146L187 144L184 143ZM77 143H79V144H77ZM138 143L140 145H138ZM153 143H155V144H153ZM261 143H264V140L261 141ZM66 144H68V145L66 146ZM123 144H124V146H122ZM141 144H143L142 145L143 147L141 146ZM176 144H178V146ZM197 144H196V146H197ZM79 145H81V146H79ZM104 145H108V147H106ZM137 145L140 146L141 149ZM182 145H184V146H182ZM101 146H104L105 148L104 147L101 148ZM114 146L117 149H114ZM116 146H120V147H116ZM66 147H67V149H66ZM76 147H78V148H76ZM123 147H125V149H126V151L128 153V156L132 152L135 153V154H137V153L140 152L141 154L139 153L138 154L139 156L136 155L137 156L136 157L132 153L131 154V157H128V156L126 157L125 156V153H124L125 149H121ZM144 147H146V148L144 149ZM182 147L184 149L186 148V150L182 149ZM190 147H192V149ZM259 147H260V145H259ZM58 148L61 151V148H62L61 145H60V147H57L56 149H58ZM234 148H236V151L239 150L237 145ZM83 149L85 151H83ZM102 149L104 151H106L107 153L106 152L104 153ZM188 149H191V150H188ZM99 150L101 151V153H99L100 152ZM233 150L235 151V149H233ZM58 151L59 150H57L56 152H58ZM110 151L111 152L113 151L112 153H114V154L109 153ZM114 151H117L118 153L117 152H114ZM130 151H132V152H130ZM63 152H58V153H63ZM78 152L75 151L76 154H78ZM121 152H122L123 155L121 154ZM157 152H158V154H156ZM161 152H163V153L161 154ZM166 152L167 153H170L168 155V157L170 156L169 158L166 157L167 156V153ZM173 152H174V154H176L175 156L173 155ZM177 152L180 153V154H177ZM102 153H103V155H102ZM189 153H191V154H189ZM109 154H110L109 161L112 159L113 155L115 156V154H117L116 156H118L119 158L115 156L112 159L113 161L114 160L115 161L117 160L116 161L117 163L114 162V164H112L113 161H110V164L111 165L110 164H107L108 163L107 160L109 158V157L107 158V156H109ZM119 155L121 157L122 156L123 157L121 158ZM171 155H172V159H171ZM193 155L196 156V157H194V158H196L195 159L196 161H198L199 159H201V160H199V162H197V163L190 162L192 160L194 162H196L194 160V158H192ZM150 156H151V158H150ZM163 156L166 158V160H165V158ZM173 156H174V159H173ZM185 157H187V159L189 160V162L187 161V159ZM87 158H86V160L89 159V158L88 159ZM102 158H104V159L102 160ZM123 158L124 159L126 158V160H123ZM129 158L131 159L132 162H128V160L130 161ZM152 158H154V159L152 160V162H150L149 160H151ZM161 158H162V160H160ZM181 158H183V159L185 158V160H184L185 162ZM99 159H100V161H99ZM144 159H146L145 162H142V161H144ZM169 159H171L173 162L171 160H169ZM120 160H121L120 163H122V164L118 163ZM167 160H169V161H167ZM101 161H103L104 164H102ZM104 161H106V162H104ZM177 162L180 163V165L177 164ZM99 163L102 164V165H106L107 164V166H108L107 169L109 168L108 169L109 171H110V169L111 170L113 169L110 172H111V174L114 175V178L115 179H112V175H109L110 172L108 173V170L107 169L104 170V168H105L104 166H102V165L96 166V165H99ZM117 164H119L121 167H118L117 168V166H118ZM130 164H131V167H128V166H130ZM147 164H148V166H147ZM155 164H156V166H155ZM162 164H164V165H162ZM173 164H174L175 167L176 166L177 167L176 168L174 166L171 167V165H173ZM186 164L187 165H190V166H187ZM203 164L205 166V163L204 162H203ZM90 165H87V166H90ZM109 165L111 167L113 166L115 168H113V167L111 168V167H109ZM132 165H133V167H132ZM195 165H197L196 168H192V167H195ZM123 166H126L125 167L126 169H124ZM181 166H183V167H181ZM185 166L187 167V170H186V167ZM199 166L200 167L202 166V167L200 168ZM100 167L101 168L103 167V170ZM159 167L162 169V172L160 171L161 169ZM153 168H155L156 170L153 169ZM203 168H205V169L202 170ZM146 169H147L148 172L147 171H144ZM163 169H164L165 172H163ZM93 170H96V168L93 169ZM121 170H125V171H121ZM154 170H155L156 173H154ZM188 170L189 171L192 170V171L191 172H188ZM199 170H202L201 171L202 174H200L201 172L199 173ZM104 171H106L105 174H104ZM129 171H130V173H129ZM158 171H159V173H158ZM186 171H187V173H186ZM203 171L205 173L207 171L210 174L206 173V175L204 177V172ZM94 172H95V174H93ZM97 172H99V173L97 174ZM140 172H141V174H140ZM224 172H225L226 175L224 174ZM181 173L184 174V175H182ZM190 173H193V174H191V176L193 175V176H195V178L193 176L190 177ZM196 173H198L197 174V177H196ZM84 174L86 176L83 177ZM121 174L123 176H121ZM151 174H152L153 177L151 176ZM216 174H217V176H216ZM240 174H242L243 176L240 175ZM105 175H107V176L105 177ZM142 175H144L143 178H145V179H143L142 177H140ZM210 175H213L211 177V179H210ZM224 175H225V177H224ZM233 175H235V178L236 179H234V176ZM254 175H256V176H254ZM75 176H73V177L71 176V177L72 178H75ZM118 176H119V178H118ZM156 176H158V177H156ZM171 176L172 177L174 176V177L172 178ZM187 176L189 178H187ZM201 176H203V179H200V178H202ZM244 176H245V179H244ZM52 177H50V178H52ZM68 177H70V176H68ZM68 177H65L68 180L67 179H64V181H62L63 183L60 184V185L63 184L64 188L61 187V189H59L60 187H58V190L57 191H62L64 189L65 190L66 189L68 190L69 188L73 189L74 186L76 188H79L78 187L79 186L78 184H79V182H81V177L79 178L80 181L77 180V179H71L72 180L71 181V180H69L71 177L70 178H68ZM129 177L130 178L133 177V178L132 179H128ZM50 178H48V181L46 179V182H50L49 181ZM116 178H117V180H116ZM169 178H171V180ZM227 178H228V180H227ZM252 178L255 179L254 181H256L257 183L256 182H253ZM257 178H260V179L257 180ZM94 179H96L98 183L97 182L95 183L96 180H94ZM176 179H177V181L174 182V180H176ZM225 179H226V181H225ZM232 179H234V181ZM102 180L105 181L108 184H106L105 182L104 183L106 185L103 184L102 183ZM113 180H115V181H113ZM142 180H144V182ZM190 180H191V182H189ZM223 180H224V182H223ZM250 180H252V181H250ZM210 181H211V184L212 185L210 184ZM227 181H229V182H227ZM247 181L250 182V185H249V183ZM258 181L260 183H258ZM43 182H45V179L43 180ZM64 182H66V183L64 184ZM69 182H71V183H69ZM86 182H87V184H86ZM92 182H93V184H92ZM135 182H137V183H135ZM177 182L178 183L180 182V184L177 185ZM147 183L150 184V185H148ZM225 183L226 184L229 183V184L226 185ZM238 183H240V184H238ZM68 184L70 185V187H69ZM132 184L135 185V187ZM166 184H168V185H166ZM202 184H204V185H202ZM243 184L246 185V186H244ZM76 185H78V186H76ZM140 185H141V188L138 189L139 190V193H141V194L144 193L145 194V193L148 192V194L141 195V194L135 192V191H137V188L140 187ZM143 185H145L144 188H146V189L147 188H150L152 191L150 189H148L150 191L144 190L143 189ZM175 185H177V187L178 186H180V187L177 188ZM186 185H188V186L186 187ZM201 185H202V187H201ZM213 185L215 186L214 188L213 187H209V186H213ZM231 185H232V187H231ZM254 185H256V186H254ZM261 185H263V186H261ZM88 186H90V187L88 188ZM91 186L94 187V188H92ZM197 186H198L199 189H197ZM207 186L209 187V189H208ZM225 186L227 188H224ZM233 186L234 187L236 186L235 187V189H236L235 191H234V187ZM248 186H249V189H248ZM250 186H252L253 189ZM218 187L222 188L223 190L220 189V188H218ZM243 187H245V188H243ZM96 188H97V191H96ZM190 188L192 190H190ZM205 188H207V189H205ZM228 188H229V190H228ZM254 188H256L255 191H254ZM91 189H89V190L92 191ZM129 189L131 191H129ZM218 189H219V191H218ZM245 189H248V190H245ZM106 190H108V191L106 192ZM194 190H195V192H194ZM190 191H192V192H190ZM217 191H218V194H216ZM204 192H205V194H204ZM227 192H229V193H227ZM250 192H251V194H249ZM259 192H261V193H259ZM102 193H101V196H102ZM132 193H133V195H132ZM189 193H190V195H189ZM252 193H253V195H252ZM138 194H139L140 197H138ZM220 194H221V196H220ZM188 195H189V197L190 196H192V197L189 198ZM129 196H133V197H129ZM134 196H135V198H134ZM205 196H206V198H205ZM207 197H209L208 199H210V197H211V200H208ZM217 197H219V198H217ZM250 197H252L251 200H250ZM104 198L107 200L108 197H104ZM213 199H214V201H213ZM259 200H261V201H259ZM115 204H117V203H115ZM125 204L126 203H124L122 205L125 206ZM113 205L111 206V208L113 207ZM117 205H119V203ZM117 205H114V207L115 206L117 207ZM31 206L34 208V209L32 208L33 211H32V209H31L30 206H26V209L27 210L29 209L28 210L29 213L31 211L30 219L28 221H26V222H23V224L21 225V227L19 228V231H18V239H17V249L18 250L17 251H19L20 253H22L23 256H27L28 257V258L26 257L27 261L26 260L23 261L24 263L27 262L28 264H30V262H31V264H37V263L38 264H58V259H57L58 257L54 255V257L52 258L53 255H52L51 249H52V246L53 245H51V243H52L51 238H53V235H52L53 232H51V230H50V227H51L50 222L47 221V218L43 217V215H44L43 212H42L43 210H42V208H40L39 205L38 206L37 205H35V206L31 205ZM193 206L195 208H193ZM226 208H228V209L226 210ZM37 209L41 210L42 214ZM111 212H113V213L108 214V216H111L115 220H117L123 214V211L119 213V212L114 211V208L111 209ZM219 212H220V214H219ZM228 214H227V216H228ZM182 220H185V221H182L183 223H186L188 221L186 219V217L185 218L182 217ZM163 224L164 225H171V228L169 230H165L162 233V244L165 247H166V245L172 246L173 244L178 243L181 239H185V240L192 239L194 242L196 241L195 242V244H196V247L195 248L196 249L194 251H192L191 253L180 252L177 248H169V250L167 252L164 251V257L165 258L163 257V259H165V260L163 261V259H162L161 262L163 261L166 264H170V263L171 264H175V263H177V264H185L186 262H189V264H190L191 260H189V259H194L193 262L196 261V262H198V264H212V263H214V264L215 263L216 264H220V261L219 260H222V259L230 260L231 259L230 261H232V259H233V261H234V258H235V261H237L239 263L242 262V264H244V263L245 264L246 263L247 264H264V245L259 246L260 249L257 247L259 245V243H262L261 242V238H259L258 240L255 241L253 239L254 237H251L250 236V238L253 239V240H251L249 237H242L241 239H238L237 242L231 241L229 239V236L231 234H234V232L236 233V230H234L233 227L228 226L226 224L224 225L223 223H221V224H218L217 225V226H219L218 233L217 232L210 231V230H201L200 231L199 229H197V230H199V232L197 230H195V232L193 233V235L192 234L189 235L187 233H182V232L176 230L174 228V225L175 224L172 221H164ZM48 225H50V227ZM47 231H49L48 234H47ZM42 239L45 240V247H47L46 250L48 251V253L51 252L50 253L51 254V258H48L47 257V258H45L46 259L45 261L42 259L43 262H41L42 260H40V261L39 260L38 261L36 260L38 254H39L38 253V250H39L38 247H39L40 242H41ZM244 241H245V243H244ZM248 241H249V243H248ZM180 242H182V244H183V241H180ZM180 242L178 244H180ZM191 256H192V258H190ZM213 256H214V258H213ZM246 257H247V259H246ZM29 258H30V260H28ZM212 260H213V262H212ZM184 261H185V263H184ZM186 264H188V263H186Z\"/></svg>","mask_w":264,"mask_h":264},{"label":"clouds","instance_id":"3","mask_svg":"<svg viewBox=\"0 0 264 264\" xmlns=\"http://www.w3.org/2000/svg\"><path fill=\"white\" fill-rule=\"evenodd\" d=\"M13 264H15V262H13Z\"/></svg>","mask_w":264,"mask_h":264}]
</instances>
